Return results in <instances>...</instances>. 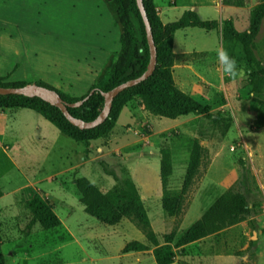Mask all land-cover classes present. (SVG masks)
<instances>
[{"label":"rangeland","instance_id":"obj_1","mask_svg":"<svg viewBox=\"0 0 264 264\" xmlns=\"http://www.w3.org/2000/svg\"><path fill=\"white\" fill-rule=\"evenodd\" d=\"M14 5L23 10L14 18L12 23L15 24L11 27L0 24V49L6 48L5 42L11 36L18 50L14 61L18 66L10 76L13 82L43 83L80 98L115 60L120 29L113 4L101 0H0L2 13L3 9ZM2 13V18L7 17ZM23 42L27 49L25 54L21 53ZM254 45L253 55L264 67V19ZM231 46L233 57L246 69L245 77L233 81L222 70L209 71L210 84H204L203 89L211 93L207 92V98L200 95L202 99H198L201 104L210 106L212 113L231 118V126L223 139L219 138L221 130H215L201 116L190 115L181 125L169 128L167 125L177 122L150 114L135 99L124 107L139 108L133 119L130 120L123 109L110 134L93 147L86 145L85 149L84 144L61 134H57L59 138H52L56 144L54 155L50 157L54 166L41 167L39 176L77 162L88 151L94 160L80 169V176L106 192L127 174L138 189L150 228L160 242L164 235L174 230L179 234L197 221L224 192L241 193L249 204V215L217 234L173 249L172 264H258L257 257L261 260L264 257V123L256 119L257 106L246 84L248 67L241 47ZM10 59L12 54L8 53H4L3 61L1 57L0 75L12 66ZM197 72L203 74L205 71ZM175 79L181 91L195 92L181 72H176ZM225 93L232 95L231 101L225 99ZM261 99L264 101V92ZM240 134L252 148H243L245 142H240ZM197 137L206 150L205 161L187 194L182 215L177 219L169 218L161 208L156 157L165 147L171 149L172 154L175 149L179 150L177 160L172 159L173 174L169 180V187L179 190L186 168L181 155L186 147L190 150L191 139ZM23 145L29 147L30 143L24 139ZM98 147L102 152L96 150ZM1 164L0 170L4 171L7 166L3 161ZM14 175L16 179L13 178L11 186L15 187L22 183V178L17 172ZM32 175L28 172L27 177ZM45 188V184L40 185L42 194L55 205L59 217L70 226L80 245L71 242L60 229L46 232L38 228L29 235L24 224L22 230L10 232L9 238H4L2 251L6 264H155L151 252L122 255V249L131 241L148 245L135 222L124 219L116 226L103 225L84 212L74 194L79 195L73 184L64 191L54 189L48 195ZM16 200L19 201V196ZM14 210L18 220L29 216L22 202H18ZM28 221L26 219V224ZM8 251H13L15 256L7 257Z\"/></svg>","mask_w":264,"mask_h":264},{"label":"trees","instance_id":"obj_2","mask_svg":"<svg viewBox=\"0 0 264 264\" xmlns=\"http://www.w3.org/2000/svg\"><path fill=\"white\" fill-rule=\"evenodd\" d=\"M109 3L114 6L116 22L120 29L119 51L102 77L80 98L70 97L46 84L36 83V85L55 91L66 103H75L88 95L91 90H95L80 107L68 108L71 116L85 122L93 121L101 112L104 103L102 92H108L120 84L138 78L145 72L149 62L144 25L136 1L110 0ZM142 3L156 48V66L147 80L126 89L114 98L110 113L103 124L90 130H79L72 126L57 108L38 98L18 95H0V110H31L54 126L61 135L77 143L89 145L91 142L107 137L115 127L124 107L129 102L138 99L146 111L157 117L176 120L190 115L201 116L209 121L215 130H221L219 138L223 139L231 126V118L212 113L210 106L199 103L181 91L176 86L172 75V68L175 64L172 42L176 31L184 28H198L205 31L220 29L224 43L237 44L241 47L248 67L246 84L251 100L257 106L256 119L259 123H264V101L261 99L264 92V67L253 55L254 40L259 33L261 21L264 19V0H259L258 4L252 8L248 32H237L231 21L221 23L202 21L192 11H185L176 22L162 24L157 15L154 0H142ZM5 80V78H0V87L17 88L25 85L21 82L10 83ZM200 142L197 137L191 143L184 178L179 190L169 187V180L173 174L172 152L167 147L160 150L161 208L164 215L169 218L177 219L182 215L187 194L205 161L206 150ZM68 180L75 185L84 212L99 223L116 226L124 219L135 222L144 233L148 245L139 241H131L124 246L122 254L152 251L155 264H172L175 257L173 249L183 248L232 227L243 221L250 213L249 204L243 194L226 191L218 196L201 217L188 228L179 234L174 230L164 235L160 242L150 228L149 218L138 189L127 174L106 192H102L87 178L80 176L77 169L66 173L65 181ZM23 193L25 194L24 207L30 216V226L38 224L43 231L61 227L59 219L53 213L47 200L42 199L31 188L24 189ZM1 245L0 236V264H6Z\"/></svg>","mask_w":264,"mask_h":264},{"label":"crops","instance_id":"obj_3","mask_svg":"<svg viewBox=\"0 0 264 264\" xmlns=\"http://www.w3.org/2000/svg\"><path fill=\"white\" fill-rule=\"evenodd\" d=\"M101 1L109 3L110 0ZM257 4L258 1L252 3L251 1L247 2L246 0H154L157 15L162 24L176 22L181 18L185 11H192L196 13L199 19L202 21H217L219 23H221L222 21H231L234 29L237 32H248L250 12L252 8ZM4 12L7 14V17L2 18L0 16V24L3 26L5 25L11 27L15 24L12 23L13 21H15L14 18L16 16H19L21 12H23V10L20 7L14 5L8 7V10L6 8L3 9V13ZM0 13H2L1 10ZM8 39L9 40L5 42L6 48L0 49V59L2 57L3 61L4 53H6V55L7 53L12 54V59H10L11 61L9 62L12 66L8 67V72L6 71L5 74L0 75V78H5L6 82L11 83L13 82L10 78L11 72L18 66L14 63L18 55V50L16 48L14 39H12L11 36H9ZM24 44L25 42H23V46ZM230 45L232 44H226L222 41L220 29L205 31L198 28H184L176 31L172 42V52L175 56V64L172 68V75L174 77L173 79H175L176 72H181L184 80L188 81V86L192 85L195 91H185V93H187L200 103L198 99H200L201 96L207 98V92L209 94L211 93V90L203 89L204 84L205 86H208V84H210V74L208 72L213 70H222L217 59V50L221 48L227 49L229 54L231 56H234V53L232 52L233 48L232 46L230 47ZM26 51L27 49L24 46V49H21V53L25 54ZM199 70H203L205 72L201 74L197 72ZM174 82L177 86L176 81ZM91 86L92 84L89 87ZM69 96L75 98V96ZM225 99L227 101H231L232 95L230 93H225ZM221 108H223V106ZM124 109L127 111L130 120L133 119L134 112H137V110H139V108L137 110H132L130 108ZM34 114L36 113L26 109L0 110V166L2 165L1 161H3V164L7 166L4 171L0 170L1 248L6 242L4 238H9L8 235L10 232L14 233L18 232V230H22L24 224L25 227L29 229V235H31L32 230L34 229L37 230L39 228L38 230L41 231L38 224H35L33 226L29 225L30 216L26 217V219H29L28 224H26V219L24 220L23 218H21L20 220H18L16 216V210L14 209L18 205V202H22L24 206L25 194L23 193V191L26 188L33 189L42 199L47 200L50 203L53 213L61 223V227L55 230H62L70 238L71 242H74L76 245H80L76 236L72 233L70 226H67L65 222L59 217L55 205L50 202L49 198H46V196L42 194L40 185L45 184L46 195H48L47 193H53L54 189L60 191H64L66 188L69 189L72 186L73 182L71 180L65 181L66 173L75 169L80 171V169L89 166L94 158H90V154L87 151L83 158H80L77 162L68 164L66 167L60 170H53L44 176H39L41 167L45 166L46 164L50 165L51 167L54 166L53 160H51L50 157L53 154L54 145L56 144H54L52 138H59L57 134L60 133L44 118H42L38 114ZM185 118L187 117H181L173 120L177 123L167 126L169 128H176L177 126L185 122ZM228 134H230V131ZM239 136L241 137L240 142H245V144H243V148H252L250 145L248 146V140H245L242 137V134H240ZM24 139H27V141L30 143L29 147H25L23 145ZM99 141L100 140L91 142L88 147H93L94 145L98 144ZM192 141L193 140L191 139V143ZM84 146L86 149V145ZM24 148L25 151L23 150ZM96 150L102 152V148L100 147H98ZM175 150V152L172 154V159L174 157L177 160L180 153L178 149ZM189 153L190 150L188 151V147H186L184 150V154L181 155L184 158V165L187 164ZM86 154L88 155L86 156ZM156 158L159 161L160 156H157ZM152 165L154 166V169H156L155 163H153ZM14 172L19 173L22 178V183L15 187L13 186L14 184L11 186V181L13 180V178L16 179ZM28 172H32L33 177L28 178ZM55 178H57V180H55ZM74 194L79 202L80 195H77L76 193ZM16 196H19V201L16 200ZM70 214L71 212L69 213V215ZM149 252H151L152 254V251ZM6 256L14 257L15 254L13 253V251H8V253H6ZM263 258L261 260V257H257L258 264L264 263Z\"/></svg>","mask_w":264,"mask_h":264},{"label":"water","instance_id":"obj_4","mask_svg":"<svg viewBox=\"0 0 264 264\" xmlns=\"http://www.w3.org/2000/svg\"><path fill=\"white\" fill-rule=\"evenodd\" d=\"M135 1H136L137 9L139 11V14L141 16V19L144 25L146 41H147L148 50H149L148 65L146 67L145 72L138 78L132 79L123 84H120L108 92L101 93V96L103 97V100H104L103 108L101 112L99 113V115L93 121L85 122V121H82L80 119H77L71 116L70 113L68 112V108L80 107L85 101L88 100V98L95 92V90H91L88 93V95H86L83 99L75 103H66L62 101L60 96L55 91L39 86V85H36V84L24 85L23 87H17V88L0 87V95L1 96L18 95V96H24L28 98H38L42 100L43 102L48 103L49 105L57 108L62 113L64 118L72 126L78 128L79 130H90V129L96 128L99 125L103 124L110 113L112 101L114 100V98L117 97L121 92L125 91L126 89L134 87L140 84L141 82H144L145 80H147L152 75L155 69V66H156V48H155L153 38H152L151 27H150L149 21L146 16V12H145L142 0H135Z\"/></svg>","mask_w":264,"mask_h":264},{"label":"clouds","instance_id":"obj_5","mask_svg":"<svg viewBox=\"0 0 264 264\" xmlns=\"http://www.w3.org/2000/svg\"><path fill=\"white\" fill-rule=\"evenodd\" d=\"M217 59L223 73L231 80L235 81L245 77L246 69L238 63L235 57L229 54L227 49H218Z\"/></svg>","mask_w":264,"mask_h":264}]
</instances>
